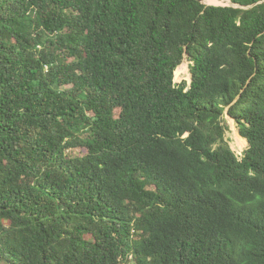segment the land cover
<instances>
[{"label":"trees","instance_id":"1","mask_svg":"<svg viewBox=\"0 0 264 264\" xmlns=\"http://www.w3.org/2000/svg\"><path fill=\"white\" fill-rule=\"evenodd\" d=\"M206 1L0 0V263L264 264V0Z\"/></svg>","mask_w":264,"mask_h":264},{"label":"rangeland","instance_id":"2","mask_svg":"<svg viewBox=\"0 0 264 264\" xmlns=\"http://www.w3.org/2000/svg\"><path fill=\"white\" fill-rule=\"evenodd\" d=\"M206 4L207 5H213V6H231L230 1H228V0H207ZM185 62L188 63V68H189L190 63L187 60H185ZM189 71H190V68H189ZM190 79H191V74L190 75L185 74V75H182L179 80L175 79V82L177 84H181L183 81H187L188 84H189L190 83ZM226 119H227V122H228V124L230 126V132L227 133V139L230 140V144L232 146V149L235 151L237 156L241 159L243 157V155H244V151H246L248 149V142L245 139L239 138L236 135L237 130H238L236 122L234 120L229 119V117L227 115H226ZM238 132H239V130H238ZM236 141L241 146H244V147L247 146V147L242 149V150L239 149V147L236 144ZM72 154L81 156V155L84 154V151L81 150V149H76V150L72 151ZM0 264H2V263H0Z\"/></svg>","mask_w":264,"mask_h":264},{"label":"water","instance_id":"3","mask_svg":"<svg viewBox=\"0 0 264 264\" xmlns=\"http://www.w3.org/2000/svg\"><path fill=\"white\" fill-rule=\"evenodd\" d=\"M230 3H231V6H234V4L231 1H230ZM191 83H192V75H191L190 85H191ZM228 117H230V116L228 115Z\"/></svg>","mask_w":264,"mask_h":264},{"label":"clouds","instance_id":"4","mask_svg":"<svg viewBox=\"0 0 264 264\" xmlns=\"http://www.w3.org/2000/svg\"><path fill=\"white\" fill-rule=\"evenodd\" d=\"M189 86H190V83H189ZM227 116H228V114H227ZM229 118H231V117H229ZM232 119V118H231ZM235 121V120H234Z\"/></svg>","mask_w":264,"mask_h":264}]
</instances>
